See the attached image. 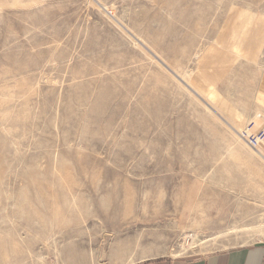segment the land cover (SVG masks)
I'll list each match as a JSON object with an SVG mask.
<instances>
[{
	"label": "rangeland",
	"instance_id": "obj_1",
	"mask_svg": "<svg viewBox=\"0 0 264 264\" xmlns=\"http://www.w3.org/2000/svg\"><path fill=\"white\" fill-rule=\"evenodd\" d=\"M261 77L264 0H0V264L263 240Z\"/></svg>",
	"mask_w": 264,
	"mask_h": 264
},
{
	"label": "crops",
	"instance_id": "obj_2",
	"mask_svg": "<svg viewBox=\"0 0 264 264\" xmlns=\"http://www.w3.org/2000/svg\"><path fill=\"white\" fill-rule=\"evenodd\" d=\"M223 56L224 57L219 60V62L221 61V63H224V59L227 61L228 59H226V57H228L229 55L224 54ZM234 57L235 56H233L232 58ZM226 66L228 67V64ZM260 66L261 62L260 64L254 65L252 67L260 69ZM208 67L210 70L216 68H224L225 64H210L208 65ZM262 81L263 80L261 77L257 83L255 107H260L264 110V91L260 93ZM244 114L245 116H247V112L244 111ZM133 264H264V239L251 244L239 245L225 250L200 254L191 257L168 256L140 261Z\"/></svg>",
	"mask_w": 264,
	"mask_h": 264
},
{
	"label": "built area",
	"instance_id": "obj_3",
	"mask_svg": "<svg viewBox=\"0 0 264 264\" xmlns=\"http://www.w3.org/2000/svg\"><path fill=\"white\" fill-rule=\"evenodd\" d=\"M240 136L264 157V115L262 113L253 116L240 130Z\"/></svg>",
	"mask_w": 264,
	"mask_h": 264
},
{
	"label": "bare ground",
	"instance_id": "obj_4",
	"mask_svg": "<svg viewBox=\"0 0 264 264\" xmlns=\"http://www.w3.org/2000/svg\"><path fill=\"white\" fill-rule=\"evenodd\" d=\"M106 8V7H105ZM251 147V146H250ZM258 230V232L262 235V236H264V223H262L261 225H260V227L257 229ZM205 242H207V241H204L203 243H201V244H204ZM194 243H192V245H193Z\"/></svg>",
	"mask_w": 264,
	"mask_h": 264
}]
</instances>
